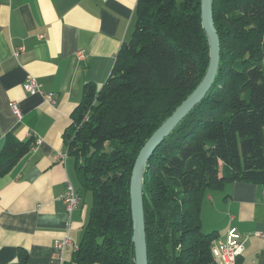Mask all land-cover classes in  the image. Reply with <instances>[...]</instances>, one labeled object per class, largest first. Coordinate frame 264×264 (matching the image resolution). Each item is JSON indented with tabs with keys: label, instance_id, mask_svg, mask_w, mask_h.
<instances>
[{
	"label": "trees",
	"instance_id": "16d2710c",
	"mask_svg": "<svg viewBox=\"0 0 264 264\" xmlns=\"http://www.w3.org/2000/svg\"><path fill=\"white\" fill-rule=\"evenodd\" d=\"M201 6L202 0H138L136 29L112 74L99 90L85 85L65 142L93 206L64 264H134L132 171L145 143L206 75ZM213 15L221 42L214 85L146 165L149 264H221L213 254L219 233L202 230L206 196L235 182L264 185V0H214ZM35 143L7 134L0 174ZM28 261L20 249L15 264Z\"/></svg>",
	"mask_w": 264,
	"mask_h": 264
},
{
	"label": "crops",
	"instance_id": "0c3cea01",
	"mask_svg": "<svg viewBox=\"0 0 264 264\" xmlns=\"http://www.w3.org/2000/svg\"><path fill=\"white\" fill-rule=\"evenodd\" d=\"M137 3L0 0V154L7 134L21 142L42 140L11 171L0 174V264L17 263L20 249L28 251V264H64L79 246L93 197L81 190L75 158L59 162L57 155L67 151L65 134L85 85L101 89L122 45L132 39ZM20 48L24 51L17 54ZM81 50L84 60L77 58ZM29 76L44 93L57 94L55 105L24 90ZM68 183L83 196L71 213L59 200ZM202 230L219 233L216 245H242L243 264H264V185L235 182L210 191L202 205ZM66 237L75 247L58 255L55 243Z\"/></svg>",
	"mask_w": 264,
	"mask_h": 264
},
{
	"label": "water",
	"instance_id": "95a60500",
	"mask_svg": "<svg viewBox=\"0 0 264 264\" xmlns=\"http://www.w3.org/2000/svg\"><path fill=\"white\" fill-rule=\"evenodd\" d=\"M214 0H202L201 16L206 31L210 62L205 77L196 90L158 128L140 151L130 180L131 213L133 222L134 264H149L144 208V175L149 158L180 123L198 106L211 91L220 70L221 42L213 15Z\"/></svg>",
	"mask_w": 264,
	"mask_h": 264
},
{
	"label": "built area",
	"instance_id": "2783aa9c",
	"mask_svg": "<svg viewBox=\"0 0 264 264\" xmlns=\"http://www.w3.org/2000/svg\"><path fill=\"white\" fill-rule=\"evenodd\" d=\"M105 1V0H103ZM24 50L23 48H20L17 52V54L22 53ZM77 58L79 60H84L86 58L85 51L81 50L77 54ZM24 90L30 94V95H42L46 102H48L50 105H55L57 103V94L55 93H44L40 83L35 77L29 76L27 80L25 81ZM11 108L13 113L16 115L17 118L21 119L22 114L18 108V106L13 103L11 104ZM36 143L34 146V149H37L39 145L42 143V140L38 137L35 138ZM69 158V152H60L57 155V160L59 162L66 161ZM59 200L62 201L65 206L68 213L73 212L75 209L78 208V206L81 204L83 198L81 194H79L74 186L71 183H68L65 191L59 195ZM69 247H75L74 242L66 237L62 241H57L55 243V249L58 255H63L67 248ZM78 247H76L77 249ZM244 248L242 245H239L234 242H230L227 244H221L218 243L216 245V242L213 246V254L216 260L221 264H236V259L238 256H241L243 253Z\"/></svg>",
	"mask_w": 264,
	"mask_h": 264
},
{
	"label": "rangeland",
	"instance_id": "374dc122",
	"mask_svg": "<svg viewBox=\"0 0 264 264\" xmlns=\"http://www.w3.org/2000/svg\"><path fill=\"white\" fill-rule=\"evenodd\" d=\"M88 200H91V196L88 197ZM204 232V231H203ZM205 233V232H204Z\"/></svg>",
	"mask_w": 264,
	"mask_h": 264
}]
</instances>
